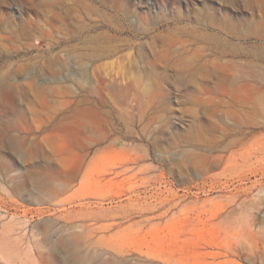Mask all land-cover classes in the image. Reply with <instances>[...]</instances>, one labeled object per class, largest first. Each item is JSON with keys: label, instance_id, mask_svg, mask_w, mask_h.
Listing matches in <instances>:
<instances>
[{"label": "rangeland", "instance_id": "374dc122", "mask_svg": "<svg viewBox=\"0 0 264 264\" xmlns=\"http://www.w3.org/2000/svg\"><path fill=\"white\" fill-rule=\"evenodd\" d=\"M0 264H264V0H0Z\"/></svg>", "mask_w": 264, "mask_h": 264}]
</instances>
